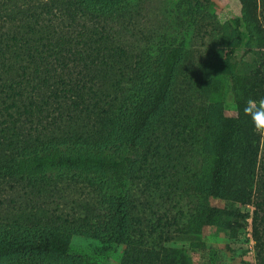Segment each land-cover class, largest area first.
<instances>
[{"label": "trees", "instance_id": "trees-1", "mask_svg": "<svg viewBox=\"0 0 264 264\" xmlns=\"http://www.w3.org/2000/svg\"><path fill=\"white\" fill-rule=\"evenodd\" d=\"M240 1L264 10V0ZM209 2L171 0L159 24L148 0H0V264H80L73 235L116 237L122 264H145V223L153 234L162 216L145 217L135 183L147 179L157 119L177 113L175 77L215 56ZM197 70L199 86L207 70ZM113 92L119 105L104 99ZM254 136L239 109L216 143L219 165L252 153ZM224 210L203 204L202 224H226Z\"/></svg>", "mask_w": 264, "mask_h": 264}, {"label": "rangeland", "instance_id": "rangeland-1", "mask_svg": "<svg viewBox=\"0 0 264 264\" xmlns=\"http://www.w3.org/2000/svg\"><path fill=\"white\" fill-rule=\"evenodd\" d=\"M148 1L154 21L161 24L171 0ZM208 4L218 22L213 28V38L219 40L215 56L196 60L199 63L184 81L185 72L175 77L182 93L177 113L174 119L166 115L157 119L146 143L152 144L149 160L139 172L147 179L138 177L135 183L142 193L137 195L140 202L151 206L145 217L156 222L157 215L162 216L153 234L145 220V264H264V138L255 134L252 153H227L220 165L224 143L215 153L223 128L239 115L247 100L264 98V10L247 11L240 0H210ZM223 24L227 28L218 31ZM200 68L207 71L198 86ZM120 96L113 92L104 99L119 105ZM47 137L38 143H46ZM101 183L108 194L116 190ZM203 204L225 209L228 222L202 224ZM173 216L178 220L170 224ZM120 241L73 235L69 254L79 258L80 264H122L126 245Z\"/></svg>", "mask_w": 264, "mask_h": 264}, {"label": "clouds", "instance_id": "clouds-1", "mask_svg": "<svg viewBox=\"0 0 264 264\" xmlns=\"http://www.w3.org/2000/svg\"><path fill=\"white\" fill-rule=\"evenodd\" d=\"M244 115L249 118L255 134L264 138V98H249L243 108Z\"/></svg>", "mask_w": 264, "mask_h": 264}]
</instances>
